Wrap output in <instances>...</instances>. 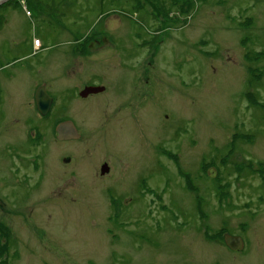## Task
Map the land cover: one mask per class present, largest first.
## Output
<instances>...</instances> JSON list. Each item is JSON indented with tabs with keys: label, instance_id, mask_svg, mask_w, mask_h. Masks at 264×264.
Segmentation results:
<instances>
[{
	"label": "rangeland",
	"instance_id": "obj_1",
	"mask_svg": "<svg viewBox=\"0 0 264 264\" xmlns=\"http://www.w3.org/2000/svg\"><path fill=\"white\" fill-rule=\"evenodd\" d=\"M113 1L0 5V264H264V0Z\"/></svg>",
	"mask_w": 264,
	"mask_h": 264
},
{
	"label": "flooded vegetation",
	"instance_id": "obj_2",
	"mask_svg": "<svg viewBox=\"0 0 264 264\" xmlns=\"http://www.w3.org/2000/svg\"><path fill=\"white\" fill-rule=\"evenodd\" d=\"M8 2V1H7ZM7 2H5L4 4H2V5H5ZM82 14L84 15V12H82ZM101 15V14H100ZM33 38H37L38 40H39V46H40V44L42 45V42H41V40L38 38V37H36V36H34ZM94 41H96V40H94ZM79 47H78V49H84L85 48V45H86V42L87 41H84V40H81L80 39V41H77V40H75L74 41ZM75 44V45H76ZM41 49V47L38 49V51ZM32 53H36V49L34 50V48H33V51H32ZM31 52L30 53H27V54H25V55H23V56H21V57H15L16 59H14V60H17V59H22V57H25V56H29L30 54H32ZM16 55V54H15ZM30 58L29 57H26V59L25 60H29ZM31 62V67H32V69H31V73H34V72H36L35 70L37 69V68H43V66L46 64V68H48L51 72H52V70L54 69V66H53V60H51V59H49L48 57H46V58H35L34 59V61H27L26 63L27 64H29ZM67 74V73H66ZM28 80V78H27V76H25V79H24V81L23 82H21V90H23V88L22 87H25L26 86V84H27V80ZM17 84V83H16ZM102 87V90H98V91H93V92H89L88 94H86V95H84V96H82L81 95V92L85 89V88H87V87ZM0 88H1V83H0ZM38 88H42V89H45V91L47 92V94L51 97V101H50V104H49V108H48V111L46 112V114H48L50 111H52V108H53V105H54V103L56 102V100H55V95L50 91V89L47 87V84L46 83H44V82H41V83H37L36 85H35V88H34V96H33V99H34V104H35V107H36V109H37V111L39 112V110H38V108H37V106H36V100H35V93H36V91H37V89ZM25 90H26V88H25ZM24 90V91H25ZM68 92H70L71 93V90L70 89H68L67 90ZM106 91H109V85L107 84V82L106 83H104V82H88V83H85L83 86H81V88H78L77 89V94L79 95V96H81L82 98H87V97H90V96H93V95H100V94H102V93H104V92H106ZM40 113V112H39ZM41 114V113H40ZM46 114H44V115H42V116H45ZM64 120H67V119H64ZM70 120H72V119H70ZM60 121H63V120H60ZM60 121H58V122H60ZM57 122V123H58ZM72 122H73V124L75 125V127H76V129H77V131L79 132V134H80V136L78 137V138H70V139H63V140H61V139H58L57 138V133H56V130H55V127H56V124H55V126L53 127V131L55 132V138L58 140V141H63V142H66V141H71V140H77V139H80L81 138V136H82V134H81V132L79 131V129H78V127H77V125H76V123L74 122V120H72ZM18 128V127H17ZM16 128V129H17ZM14 134V135H13ZM13 134H9V139H10V141H13V142H9V147H11V150H12V152H15V153H17L18 151H21V150H23V149H30L29 148V145H31V146H34L33 148L31 147V150H33L34 149V151H36L35 152V156L36 157H39V158H42V157H46V155L44 154V150L46 149V143L44 142V140H45V138L44 139H42V138H38V137H29L28 138V140L30 139V141H31V143H29V141L27 142L26 140H24L23 139V137H17L16 136V132H13ZM54 138V137H53ZM27 146V147H26ZM50 149H51V151H53L54 150V144L53 145H51V147H50ZM11 151H10V154H12V155H14L15 153H12ZM52 153V152H51ZM24 154H26V152L24 153ZM17 154H15L14 156H16ZM33 155V156H34ZM53 155H54V152H53ZM35 157V158H36ZM69 157H65V158H63V161H65V162H69ZM32 161V160H31ZM50 161V160H49ZM28 162V159L27 160H24V159H21L20 161H19V163H17L16 162V165H18V166H22V165H24V164H26ZM34 165H37V163H35ZM103 165H105L106 166V171H105V173H108L109 172V170H110V168H109V165H108V163L107 162H103L102 164H101V166H100V169H99V173H100V175L102 176L103 174H102V172H101V168L103 167ZM104 173V174H105ZM224 233H226V232H224ZM223 233V234H224ZM243 239V238H242ZM244 241V240H243ZM244 244H245V242H244ZM226 245V244H225ZM244 248V247H243ZM230 249V248H229ZM242 250V249H241ZM241 250H238V251H241ZM233 251H237V250H233Z\"/></svg>",
	"mask_w": 264,
	"mask_h": 264
},
{
	"label": "water",
	"instance_id": "obj_3",
	"mask_svg": "<svg viewBox=\"0 0 264 264\" xmlns=\"http://www.w3.org/2000/svg\"><path fill=\"white\" fill-rule=\"evenodd\" d=\"M8 0H0V5L4 4ZM98 90H102V87H87L82 92L81 95L84 96L88 94L89 92H95ZM35 100H36V106L39 110V112L44 115L48 111L49 104L51 101V97L47 94L45 89L38 88L35 93ZM57 138L58 139H70V138H78L80 136L79 132L77 131L75 125L73 124L72 120L67 119L60 121L56 124L55 127ZM106 166L103 165L101 168L102 174L106 171ZM223 241L226 244L228 248L231 250H241L244 247V241L240 235H233L228 232L223 234Z\"/></svg>",
	"mask_w": 264,
	"mask_h": 264
},
{
	"label": "trees",
	"instance_id": "obj_4",
	"mask_svg": "<svg viewBox=\"0 0 264 264\" xmlns=\"http://www.w3.org/2000/svg\"><path fill=\"white\" fill-rule=\"evenodd\" d=\"M100 2L102 4H104L105 2H114L113 0H100ZM250 58V57H249ZM224 233V232H223ZM222 237H223V234H222Z\"/></svg>",
	"mask_w": 264,
	"mask_h": 264
},
{
	"label": "built area",
	"instance_id": "obj_5",
	"mask_svg": "<svg viewBox=\"0 0 264 264\" xmlns=\"http://www.w3.org/2000/svg\"><path fill=\"white\" fill-rule=\"evenodd\" d=\"M35 39V44L37 45V46H39V40L37 39V38H34Z\"/></svg>",
	"mask_w": 264,
	"mask_h": 264
}]
</instances>
